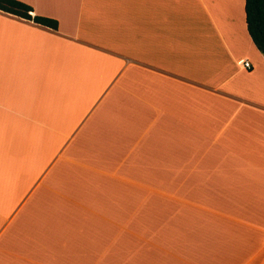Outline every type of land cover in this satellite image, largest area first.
Listing matches in <instances>:
<instances>
[{"label": "crops", "instance_id": "1", "mask_svg": "<svg viewBox=\"0 0 264 264\" xmlns=\"http://www.w3.org/2000/svg\"><path fill=\"white\" fill-rule=\"evenodd\" d=\"M20 1L59 26L0 10V264H58L59 229L127 212L156 236L130 264H264L245 0Z\"/></svg>", "mask_w": 264, "mask_h": 264}, {"label": "rangeland", "instance_id": "2", "mask_svg": "<svg viewBox=\"0 0 264 264\" xmlns=\"http://www.w3.org/2000/svg\"><path fill=\"white\" fill-rule=\"evenodd\" d=\"M113 211L102 212L100 216H116L112 214ZM134 213L135 215H132L127 212L120 218L122 222L115 221L120 228L105 225L101 226L102 228H68L67 232H62L58 228V241L66 242L57 249L58 264H130L131 251L137 253L143 249L130 250L131 235L141 236L146 242L156 238V236L148 238L135 231V228H145L146 216ZM59 250L61 254H58Z\"/></svg>", "mask_w": 264, "mask_h": 264}, {"label": "trees", "instance_id": "3", "mask_svg": "<svg viewBox=\"0 0 264 264\" xmlns=\"http://www.w3.org/2000/svg\"><path fill=\"white\" fill-rule=\"evenodd\" d=\"M0 10L58 29V20L32 15L33 7L20 0H0ZM246 21L249 34L258 50L264 55V0H245Z\"/></svg>", "mask_w": 264, "mask_h": 264}, {"label": "built area", "instance_id": "4", "mask_svg": "<svg viewBox=\"0 0 264 264\" xmlns=\"http://www.w3.org/2000/svg\"><path fill=\"white\" fill-rule=\"evenodd\" d=\"M243 63H244V66L247 68L250 67V65H251L248 60H245Z\"/></svg>", "mask_w": 264, "mask_h": 264}]
</instances>
